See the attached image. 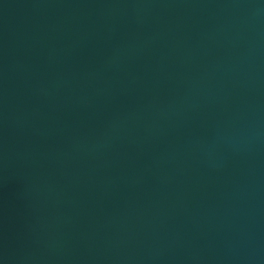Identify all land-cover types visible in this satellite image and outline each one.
I'll use <instances>...</instances> for the list:
<instances>
[{"label":"water","instance_id":"1","mask_svg":"<svg viewBox=\"0 0 264 264\" xmlns=\"http://www.w3.org/2000/svg\"><path fill=\"white\" fill-rule=\"evenodd\" d=\"M0 264H264V0H0Z\"/></svg>","mask_w":264,"mask_h":264}]
</instances>
